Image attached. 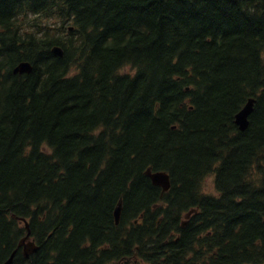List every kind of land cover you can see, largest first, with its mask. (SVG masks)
<instances>
[{
	"label": "trees",
	"instance_id": "obj_1",
	"mask_svg": "<svg viewBox=\"0 0 264 264\" xmlns=\"http://www.w3.org/2000/svg\"><path fill=\"white\" fill-rule=\"evenodd\" d=\"M263 168L264 0H0V264H264Z\"/></svg>",
	"mask_w": 264,
	"mask_h": 264
},
{
	"label": "water",
	"instance_id": "obj_2",
	"mask_svg": "<svg viewBox=\"0 0 264 264\" xmlns=\"http://www.w3.org/2000/svg\"><path fill=\"white\" fill-rule=\"evenodd\" d=\"M54 52L62 55V51L60 50V48L56 47L54 48ZM32 71V65L30 62L28 61H23L21 63H19L15 69L14 72L15 73H29ZM254 103H255V99L251 98L247 104L244 106V108L241 110V112L238 114V116L236 117V122L237 124L240 126L241 130H246L248 125H249V116L251 114V112L254 109ZM146 174L152 178L153 183L155 185H159L163 188V191H167L169 190L170 186H171V180H170V175L167 172H157V173H152L151 171H146ZM121 211H122V202H120L115 210V217H116V222L119 223L120 218H121ZM196 209H192L190 210L187 214H186V218H189L191 216V214L193 212H195ZM27 227L28 223L26 222ZM30 237V233L26 236V238H24L22 240V244L24 245V252L26 256H29L33 251H35L37 249V246L35 244L34 241H28ZM14 254L12 255L13 258ZM12 258L6 263L9 264L12 261Z\"/></svg>",
	"mask_w": 264,
	"mask_h": 264
},
{
	"label": "bare ground",
	"instance_id": "obj_3",
	"mask_svg": "<svg viewBox=\"0 0 264 264\" xmlns=\"http://www.w3.org/2000/svg\"><path fill=\"white\" fill-rule=\"evenodd\" d=\"M116 2V1H115ZM122 2V1H121ZM117 4V3H116ZM120 5V4H119ZM125 5V4H124ZM116 6V5H115ZM116 8V7H115ZM111 9H113V8H111ZM113 12V11H112ZM118 12V11H117ZM123 12V11H122ZM113 15V14H112ZM118 15V14H117ZM112 17H114V16H112ZM117 17V16H116ZM251 98H254L255 99V102H256V98L255 97H251ZM250 98V99H251ZM249 99V100H250ZM248 100V101H249ZM247 104V103H246ZM245 104V105H246ZM244 105V106H245ZM193 106H191V108H192ZM244 108V107H243ZM242 108V109H243ZM241 109V110H242ZM254 109H255V107H254ZM254 109H253V111H254ZM241 110L239 111V112H237V114H236V116H235V118L238 116V114L241 112ZM253 111L251 112V114L253 113ZM250 114V115H251ZM28 120V119H27ZM249 121H250V116H249ZM28 122V121H27ZM20 123H21V121H20ZM150 125V124H149ZM154 125V124H153ZM238 125V124H237ZM239 126V125H238ZM160 127V126H159ZM173 127H176V125H174ZM145 128V127H144ZM147 129V128H146ZM161 130V129H160ZM184 134V133H183ZM226 134V133H225ZM228 134V133H227ZM143 136V135H142ZM178 136V135H177ZM191 136V135H190ZM240 136V135H239ZM79 137H81V136H79ZM78 137V138H79ZM186 137V136H185ZM184 137V138H185ZM206 137V136H205ZM77 138V137H76ZM173 138V137H172ZM171 138V139H172ZM183 138V139H184ZM190 138V137H189ZM209 138V137H208ZM74 139H75V137H74ZM149 139V138H148ZM162 139V138H161ZM164 139V138H163ZM166 139V138H165ZM197 139V138H196ZM79 140H80V138H79ZM177 140V139H176ZM202 140V139H201ZM211 140V139H210ZM224 140H226L225 138H224ZM223 140V141H224ZM232 140V139H231ZM75 141V140H74ZM164 141V140H163ZM166 141V140H165ZM212 141V140H211ZM236 141V140H235ZM115 142V141H114ZM149 142V141H148ZM193 142V141H192ZM76 143V142H75ZM158 143V142H157ZM189 143V142H188ZM197 143V142H196ZM210 143V142H209ZM223 143V142H222ZM73 144H74V142H73ZM77 145V144H76ZM107 145V144H106ZM147 145V144H146ZM153 145V144H152ZM166 145V144H165ZM181 145V144H180ZM183 145V144H182ZM181 145V146H182ZM201 145V144H200ZM200 145H198V146H200ZM220 145V144H219ZM237 145V144H236ZM159 146V145H158ZM175 146V145H174ZM205 146V145H204ZM230 146V145H229ZM235 146V145H234ZM147 147V146H146ZM89 148V147H88ZM96 148V147H95ZM107 148V147H106ZM140 148V147H139ZM163 148V147H162ZM193 148H194V146H193ZM235 148V147H234ZM150 149V148H149ZM148 149V150H149ZM181 149V148H180ZM203 149V148H202ZM217 149V148H216ZM102 150V149H101ZM113 150V149H112ZM152 150V149H151ZM157 150V149H156ZM164 150V149H163ZM105 151V150H104ZM119 151H121V150H119ZM154 151H155V149H154ZM153 151V152H154ZM189 151V150H188ZM190 151H193V150H190ZM236 151V150H235ZM88 152V151H87ZM162 152V151H161ZM205 152H206V150H205ZM3 153V152H2ZM127 153V152H126ZM149 153V152H148ZM170 153V152H169ZM174 153V152H173ZM177 153V152H176ZM186 153V152H185ZM9 154H10V152H9ZM90 154H92V153H90ZM150 154V153H149ZM154 154V153H153ZM8 155V154H7ZM6 155V156H7ZM81 155V154H80ZM142 155V154H141ZM151 155V154H150ZM190 155V154H189ZM193 155V154H192ZM217 155V154H216ZM13 155H11V157H12ZM17 156V155H16ZM84 156V155H83ZM82 156V157H83ZM96 156V155H95ZM116 156H118V155H116ZM153 156V155H152ZM155 156V155H154ZM170 156V155H169ZM175 156V155H174ZM177 156H179V155H177ZM205 156V155H204ZM230 156V155H229ZM238 156V155H237ZM43 157V156H42ZM92 157V156H91ZM122 157V156H121ZM140 157V156H139ZM188 157V156H187ZM212 157V156H211ZM13 158V157H12ZM17 158V157H16ZM114 158V157H113ZM146 158V157H145ZM170 158V157H169ZM9 159V158H8ZM44 159V158H43ZM94 159H96V158H94ZM139 159V158H138ZM185 159V158H184ZM183 159V160H184ZM204 159V158H203ZM220 159H223L222 157L220 158ZM241 159V158H240ZM48 160V159H47ZM46 160V161H47ZM81 160V159H80ZM103 160V159H102ZM128 160V159H127ZM156 160V159H155ZM154 160V161H155ZM228 160H230V158L228 159ZM242 160V159H241ZM3 161V160H2ZM15 161V160H14ZM43 161V160H42ZM147 161V160H146ZM188 161V160H187ZM207 161V160H206ZM222 161V160H221ZM243 161V160H242ZM9 162V161H8ZM45 162V161H44ZM44 162H42V163H44ZM54 162V161H53ZM65 162V161H64ZM86 162V161H85ZM101 162V161H100ZM108 162V161H107ZM145 162V161H144ZM152 162V161H151ZM174 163H175V161H173ZM229 162H231V161H229ZM7 163V162H6ZM87 163V162H86ZM112 164H113V161L111 162ZM158 163V162H157ZM156 163V164H157ZM160 163V162H159ZM166 163V162H165ZM209 163V162H208ZM248 163V162H247ZM260 163V162H259ZM5 164V163H4ZM3 164V165H4ZM13 164V163H12ZM55 164V163H54ZM78 164H81V163H78ZM100 164V163H99ZM103 164V163H102ZM116 164V163H115ZM119 164V163H118ZM129 164V163H128ZM127 164V165H128ZM169 164H170V162H169ZM235 164V163H234ZM7 165V164H6ZM5 165V166H6ZM16 165V164H15ZM59 165V164H58ZM140 165V163L138 164V166ZM155 165V164H154ZM180 165V164H179ZM178 165V166H179ZM208 165V164H207ZM11 166V165H10ZM18 166V165H17ZM40 166V165H39ZM81 166V165H80ZM79 166V167H80ZM115 166V165H114ZM158 166V165H157ZM184 166V165H183ZM188 166V165H187ZM227 166V165H226ZM15 167V166H14ZM111 167V166H110ZM110 167H109V169H110ZM123 167V166H122ZM127 167V166H126ZM144 167V166H143ZM242 167V166H241ZM2 168V167H1ZM8 168V167H7ZM6 168V169H7ZM10 168H12V167H10ZM29 168V167H28ZM38 168V167H37ZM59 168V167H58ZM77 168V167H76ZM106 168V167H105ZM180 168V167H179ZM221 168V167H220ZM223 168V167H222ZM230 168V167H229ZM229 168H227V169H229ZM236 168V167H235ZM239 168V167H238ZM244 168H245V166H244ZM260 168V167H259ZM24 169V168H23ZM51 169V168H50ZM83 169V168H82ZM81 169V170H82ZM116 169V168H115ZM129 169V168H128ZM188 169V168H187ZM199 169V168H198ZM218 169V168H217ZM225 169V168H224ZM226 169V170H227ZM264 169V168H263ZM2 170H4V168L2 169ZM12 170V169H11ZM25 170V169H24ZM23 170V171H24ZM35 170V169H34ZM86 170V169H85ZM88 170V169H87ZM119 170V169H118ZM133 170V169H132ZM186 169H184V171H185ZM234 170V169H233ZM244 170V169H243ZM58 171V170H57ZM97 171V170H96ZM109 171V170H108ZM124 171V170H123ZM134 171V170H133ZM146 171H151L152 173H157V172H167L169 175H170V180H171V186H170V188L172 187V179H171V174H170V172L169 171H167V170H165V169H154V167L153 166H149V167H147V169L145 170V174H146ZM176 171V170H175ZM191 171V170H190ZM195 171V170H194ZM223 171V170H222ZM235 171V170H234ZM128 172V171H127ZM174 172V171H173ZM214 172H215V170H214ZM29 173V172H28ZM32 173V172H31ZM131 173V172H130ZM142 173V172H141ZM190 173V172H189ZM1 174V173H0ZM35 174V173H34ZM104 174V173H103ZM235 174V173H234ZM120 175V174H119ZM122 175V174H121ZM141 175V174H140ZM176 175V174H175ZM200 175H202V174H200ZM1 176V175H0ZM139 176V175H138ZM144 176V175H143ZM146 176H148L147 174H146ZM187 176V175H186ZM234 176V175H233ZM241 176V175H240ZM3 177V176H2ZM7 177H9V176H7ZM31 177V176H30ZM95 177V176H94ZM149 177V176H148ZM184 177V176H183ZM182 177V178H183ZM202 177V176H201ZM229 177V176H228ZM247 177V176H246ZM4 178V177H3ZM2 178V179H3ZM102 178V177H101ZM121 178V177H120ZM122 178H124V177H122ZM150 179H151V181H152V183H153V180H152V178L151 177H149ZM187 178V177H186ZM93 179V178H92ZM99 179V178H98ZM134 179V178H133ZM237 179V178H236ZM243 179V178H242ZM1 180V179H0ZM127 180V179H126ZM137 180V179H136ZM181 180V179H180ZM94 181V180H93ZM118 181V180H117ZM120 181V180H119ZM146 181V180H145ZM188 181V180H187ZM4 182V181H3ZM9 182V181H8ZM24 182V181H23ZM121 182V181H120ZM138 182V181H137ZM183 182V181H182ZM185 182V181H184ZM198 182V181H197ZM220 182H221V179H220ZM236 182V181H235ZM247 182V181H246ZM96 183V182H95ZM225 183V182H224ZM234 183V182H233ZM238 183V182H237ZM146 184H147V182H146ZM150 184V183H149ZM154 184V183H153ZM67 185V184H66ZM101 185V184H100ZM155 185V184H154ZM194 185V184H193ZM197 185V184H196ZM235 185V184H234ZM253 185V184H252ZM7 186V185H6ZM145 186H147V185H145ZM157 186V185H156ZM101 187V186H100ZM126 187V186H125ZM135 187V186H134ZM150 187H152V186H150ZM155 187V186H154ZM158 187V186H157ZM222 187V186H221ZM67 188V187H66ZM120 188V187H119ZM122 188V187H121ZM142 188V187H141ZM170 188H169V190H170ZM242 188V187H241ZM250 188H253V187H251L250 186ZM8 189V188H7ZM13 189V188H12ZM126 189V188H125ZM144 189V188H143ZM148 189V188H147ZM183 189V188H182ZM236 189V188H235ZM244 189V188H243ZM10 190V189H9ZM70 190V189H69ZM123 190V189H122ZM133 190V189H132ZM138 190V189H137ZM144 190H146V189H144ZM150 190H151V188H150ZM157 190V189H156ZM169 190H167V191H163L162 190V194H164V193H166V192H168ZM177 190V189H176ZM186 190V189H185ZM184 190V191H185ZM241 190V189H240ZM245 190V189H244ZM243 190V191H244ZM12 191V190H11ZM16 191V190H15ZM96 191V190H95ZM103 191V190H102ZM143 191V190H142ZM188 191V190H187ZM234 191V190H233ZM251 191V190H250ZM140 192V191H139ZM153 192V191H152ZM156 192H158V191H156ZM174 192V191H173ZM20 193V192H19ZM95 193V192H94ZM124 193V192H123ZM141 193H144V192H141ZM190 193V192H189ZM252 193H253V191H252ZM13 194V193H12ZM126 194V193H125ZM158 194H159V192H158ZM195 194V193H194ZM239 194V193H238ZM156 195V194H155ZM178 195V194H177ZM200 195V194H199ZM208 195V194H207ZM94 196V195H93ZM134 195H132V197H133ZM136 196V195H135ZM185 196V195H184ZM206 196V195H205ZM121 197V196H120ZM131 197V196H130ZM144 197V196H143ZM191 197H193V196H191ZM194 197L196 198V195H194ZM208 197V196H207ZM6 198V197H5ZM14 198V197H13ZM182 198V197H181ZM185 198V197H184ZM202 198V197H201ZM204 198V197H203ZM212 198V197H211ZM131 199V198H130ZM183 199V198H182ZM193 199V198H192ZM78 200V199H77ZM123 197L122 198H119V200H118V202H117V206H118V204L120 203V202H122L123 203ZM184 200V199H183ZM73 201V200H72ZM133 201V200H132ZM206 201V200H205ZM192 202V201H191ZM202 202V201H201ZM204 202V201H203ZM11 203V202H10ZM90 203V202H89ZM105 203V202H104ZM184 203V202H183ZM190 203V202H189ZM205 203V202H204ZM7 204V203H6ZM207 204V203H206ZM231 204V203H230ZM10 205V204H9ZM172 205V204H171ZM187 205V204H186ZM233 205V204H232ZM117 206H116V208H117ZM135 206V205H134ZM140 206V205H139ZM185 206V205H184ZM194 206V205H193ZM201 206V205H200ZM203 206V205H202ZM216 206H218V205H216ZM230 206V205H229ZM208 207V206H207ZM12 208V207H11ZM115 208V209H116ZM198 210V208H196V211ZM217 210V209H216ZM10 211V210H9ZM174 211V210H173ZM221 211V210H220ZM132 212V211H131ZM180 212H182V211H180ZM3 214V213H2ZM2 214H0V215H2ZM136 214V213H135ZM169 214V213H168ZM172 214V213H171ZM180 214V213H179ZM109 215V214H108ZM156 217V216H155ZM166 217V216H165ZM168 218V217H167ZM26 218H20V220L23 222V224H24V226H25V228H26V234L20 239V241H19V243H18V246H17V248H15V250H13V252L11 253V255L9 254V258L3 263V264H6L11 258H12V255L14 254V256H13V258H12V261H11V263H9V264H12L13 263V261H14V258H15V256H16V254H17V252H18V250L19 249H21V251H22V253L24 254V256L26 257V258H29L30 256H26L25 255V252H24V245L22 244V240L24 239V238H26V236L30 233V235H32V232H31V227H30V223L28 224V226L29 227H27V225H26V222L24 221ZM103 219V218H102ZM157 219V218H156ZM170 219H171V217H170ZM179 220V219H178ZM152 221V220H151ZM163 221V220H162ZM168 221V220H167ZM171 221V220H170ZM102 222V221H101ZM154 222V221H153ZM10 223V222H9ZM99 223V222H98ZM170 223V222H169ZM174 223H176V222H174ZM176 225H177V223H176ZM8 226H9V224H8ZM49 226V225H48ZM94 226V225H93ZM142 226V225H141ZM174 226V225H173ZM97 227H98V225H97ZM154 227V226H153ZM96 228V227H95ZM103 228V227H102ZM122 228V227H121ZM91 229V228H90ZM155 229V228H154ZM140 230V229H139ZM147 230V229H146ZM157 230H158V228H157ZM134 231V230H133ZM154 231V230H153ZM164 231V230H163ZM95 232V231H94ZM97 232V231H96ZM144 232V231H143ZM159 232V231H158ZM5 233H6V231H5ZM91 233V232H90ZM135 234V233H134ZM6 235V234H5ZM10 235V234H9ZM143 235V234H142ZM164 235V234H163ZM166 235V234H165ZM13 236V235H12ZM46 236V235H45ZM7 237V236H6ZM95 238V237H94ZM118 238H119V236H118ZM166 238V237H165ZM6 239V238H5ZM8 239V238H7ZM132 239V238H131ZM173 239V238H172ZM9 240V239H8ZM190 240H191V238H190ZM10 241V240H9ZM124 241V240H123ZM7 242V241H6ZM138 242V241H137ZM176 242V241H175ZM13 243V242H12ZM122 243V242H121ZM7 244V243H6ZM157 244V243H156ZM172 244V243H171ZM41 245V244H40ZM45 245V244H44ZM169 245V244H168ZM11 246V245H10ZM131 246V245H130ZM184 246V245H183ZM16 247V246H15ZM47 248V247H46ZM174 248V247H173ZM178 248V247H177ZM176 248V249H177ZM4 250V249H3ZM9 251H11V250H9ZM174 253H175V251H174ZM6 253H4V255H5ZM7 255V254H6ZM5 255V256H6ZM38 255V254H37ZM46 255V254H45ZM150 255V254H149ZM59 256V255H58ZM163 256V255H162ZM25 258V259H26ZM46 258V257H45ZM59 258V257H58ZM155 258V257H154ZM158 258V257H157ZM19 259V258H18ZM66 259V258H65ZM30 260V259H29ZM59 260V259H58ZM66 261V260H65ZM79 261V260H78ZM157 261V260H156ZM171 261H172V259H171ZM21 262V261H20ZM24 262V261H23ZM58 262V261H57ZM16 264V263H15ZM58 264V263H57Z\"/></svg>",
	"mask_w": 264,
	"mask_h": 264
},
{
	"label": "rangeland",
	"instance_id": "obj_4",
	"mask_svg": "<svg viewBox=\"0 0 264 264\" xmlns=\"http://www.w3.org/2000/svg\"><path fill=\"white\" fill-rule=\"evenodd\" d=\"M124 70L126 72H131V73L134 72V68H132L130 66H127ZM204 189L206 192H211V193L216 192L215 176L213 174L206 178L205 183H204Z\"/></svg>",
	"mask_w": 264,
	"mask_h": 264
}]
</instances>
